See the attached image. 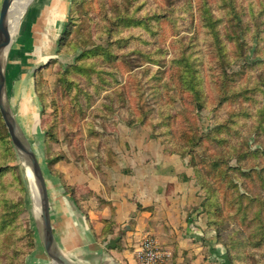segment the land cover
Segmentation results:
<instances>
[{
    "label": "rangeland",
    "instance_id": "rangeland-1",
    "mask_svg": "<svg viewBox=\"0 0 264 264\" xmlns=\"http://www.w3.org/2000/svg\"><path fill=\"white\" fill-rule=\"evenodd\" d=\"M202 1L204 0H79L74 5L75 27L72 36L61 52H56L52 62L41 71L44 80L41 85L42 98L35 91L34 77L28 75L27 80L32 81L30 90L33 94L30 96H34L35 102L31 100L26 108L21 107V100L17 98L16 86L13 84L16 77L11 74L7 87L11 108L14 115L22 114L23 109L28 114L22 126L27 130L51 187V182H63V186L67 184L75 189L78 198L77 188L85 186L76 181H68L64 170H68L66 173L71 180H74L72 175L78 169L82 173L93 172L100 177L106 176L109 168L119 164V159L121 165L125 164L124 160L131 164V158L125 157L127 154L121 156L119 150L142 148L143 135L146 133L151 137V127L158 128L154 117H151L148 125L136 123L129 126L126 123L125 120L133 116L132 112L136 116L141 115L139 107L135 105L136 99L132 90L126 89L127 93L122 97L117 94L119 84L110 74L113 64L110 56L83 58L81 56L84 52L97 47L107 49L111 42L117 52L128 53L124 56L127 59L129 57L132 65H140V61L144 60L140 53L157 54L160 46L167 47L169 54L183 47L187 50L191 37L199 30V25L207 26L211 19H216L213 26L209 25L213 30L215 27L216 35L206 36L213 45L207 44L205 48L216 52L220 44L224 45L231 63H223L222 70L226 74L225 80L220 84L208 73L207 105L199 107L197 114V126L205 139L195 148L194 154L188 156L189 161L192 158L197 161L205 160L208 156V161H205L209 163L213 154L224 162L229 161L231 166H238L239 159L240 167L245 170L264 166V0H207V7ZM29 4L19 16V23ZM232 4L235 8H232ZM200 5L202 9L199 8ZM71 7L73 8L72 5ZM203 8H209L210 19L205 18L208 11L205 9L206 13ZM231 11L242 18L241 24L237 18L234 19V13L228 15ZM12 15L11 13L10 16ZM140 21L142 26L135 27V22ZM148 25L150 29L146 32ZM18 31L19 28L13 31L12 42L15 41ZM137 35L143 36L150 44L140 42ZM164 38L167 45L164 44ZM179 38L183 39V46H170ZM128 41L127 49L124 50L123 46ZM241 43L246 44L245 52L250 58L248 62L239 56ZM81 58L84 66L79 70L76 67ZM146 66L152 67V73L159 69L148 64L143 68ZM67 70L70 72L66 80L77 82L78 86L74 85L69 89L65 87L62 74ZM139 70L136 75L143 71ZM127 76L125 74L119 78V83H125ZM135 82L131 80V83ZM145 82V79L140 82V87H144V99L149 106H153L155 97H152V93H145ZM133 101L131 105L130 102ZM133 105L134 107L128 109ZM182 111L181 102L175 100L173 107L171 106L172 114H181ZM35 113L37 118L34 120ZM235 114H240L241 117L248 114L251 118H242L240 126H234L232 130L230 125ZM155 115H158L157 112ZM184 116L185 120L180 117L176 123L177 132L186 129L188 125H194L196 121L187 114ZM18 119L20 121L22 116ZM249 119L250 123L247 122ZM225 126L229 127L228 132L231 135L226 134ZM44 128L51 135L47 141ZM7 134L9 135L6 125H0V138H6ZM123 135L128 137L124 140L121 138ZM133 136L137 137V142L130 141ZM237 140L243 141V144H234L236 155L229 157L233 153L227 145L229 142L237 143ZM7 143L2 145L0 142V169L6 168L0 179V211L3 200L9 199L20 203L21 214L10 232L0 233V264H32L33 259L34 264H42L35 259H49L40 236L38 204L26 168L13 142L12 149H9L10 143ZM211 180L214 187L221 189L220 178ZM244 182L249 184L248 179H244ZM84 190L87 194L85 197H90L89 189ZM231 212L232 216L226 218L224 226L227 229L225 239L230 240L234 248L235 264H264V248H261L264 239H253L255 235L252 224L245 226L239 221L240 212ZM226 256L228 261L227 251Z\"/></svg>",
    "mask_w": 264,
    "mask_h": 264
},
{
    "label": "crops",
    "instance_id": "crops-1",
    "mask_svg": "<svg viewBox=\"0 0 264 264\" xmlns=\"http://www.w3.org/2000/svg\"><path fill=\"white\" fill-rule=\"evenodd\" d=\"M71 4L72 0H31L18 25L10 52L7 86L13 73L16 77L13 84L23 108L31 100L35 102L34 96H30L32 81L26 77L33 78L36 68L56 56ZM9 102L12 105L10 97ZM15 117L29 139L22 126L28 114L23 109ZM36 118L35 113L33 119ZM126 136L121 138L125 140ZM143 137L142 148L118 151L121 156L127 154L125 157L131 158V164L124 160L121 165L119 159V164L109 168L106 176L78 169L71 180L68 170H64L68 181L85 186L77 188V196L89 222L63 182H51V187L47 180L53 228L62 250L78 264H106L111 260L139 264L136 251L144 237L152 235L172 252L166 264H228L226 250L203 212L204 194L189 166V157L169 154L148 134ZM136 140V136L130 139ZM86 188L90 192L88 198ZM105 220L114 222V227L113 233L102 242L99 237ZM35 260L50 264L42 257Z\"/></svg>",
    "mask_w": 264,
    "mask_h": 264
},
{
    "label": "trees",
    "instance_id": "trees-1",
    "mask_svg": "<svg viewBox=\"0 0 264 264\" xmlns=\"http://www.w3.org/2000/svg\"><path fill=\"white\" fill-rule=\"evenodd\" d=\"M78 2L79 0H72L71 5L73 8H70L65 28L58 40L57 53L61 52L66 42L72 36L75 27V22L73 20L74 5ZM202 4L207 7V0L202 1ZM199 8L202 9V5H200ZM232 8H235L234 4H232ZM203 9L205 10L206 8ZM206 10L208 11V16L205 18L210 19L211 13H209V8ZM231 13L235 14L234 19L237 18L238 22L241 24L242 18L232 11L228 12V15ZM260 14L261 12L258 13V15ZM213 21H216V19H211L209 23L210 26H213ZM209 25H199V30L194 32L187 50H184L183 47L181 50L169 54L167 47L160 46L157 54H153L152 52L140 53L144 59L140 61V65H132L128 60L129 57L127 59V57L124 56L128 53H125V51L117 52V50H114V44L111 42L107 49L97 47L96 49L84 52L81 56L83 58L99 55L110 56L111 62H113L110 74L113 75L114 80L119 84L117 86V88L119 87L117 94L122 97L127 93L126 89H131L136 99L135 105L139 107L138 109L141 112L140 116H136L135 113L131 111L133 116L125 120L126 123L129 126H133L136 123L148 125L147 123L152 119L151 117H154V120H157L158 128L151 127V138L164 146L167 153L177 154L183 158L193 155L195 148L205 139V137L200 134L197 126V122L199 121L197 114L199 107L207 105L206 95L209 86L208 73L213 79L216 78L217 81H219L217 84H220L225 80L226 74V72L222 70L224 66L223 63H231V61L228 60L226 47L224 45L220 44L216 52L205 48V45L212 44V41L210 40L209 42L206 36L211 34L216 35L215 27H213V30ZM134 26L141 27L142 21L135 22ZM149 26L150 25L147 26L146 32L149 31ZM109 35L113 36L112 33H109ZM174 36L176 37V35ZM136 38L143 44H150V42L145 40L141 35H137ZM123 42H125V40H123ZM164 42V44H166V38H164ZM128 43L129 41L124 44V50L127 49ZM178 45L183 46V39H176L170 44L173 48ZM245 46V43L240 44L241 50L239 56L244 59L243 61L248 62L250 58L245 52ZM79 60L80 62L76 69L80 70L83 69L84 64L82 63V58ZM51 62L52 59L41 66L34 74L35 91L40 98H42L41 85L44 82L41 71ZM147 64L150 66H157L159 69L152 73V67L146 66L143 68ZM139 69L143 71L136 75L135 73H139L137 72L140 71ZM69 72L70 70H67L62 74L63 84L67 89L74 85H79L77 82L74 83L73 81L69 82L66 80L68 79ZM125 74L128 75L127 80L125 83H119L118 79ZM132 79L136 81L135 84L131 83ZM144 79L147 84L145 86V93H152V97H155L153 106H149V103L144 99V87H140V82H143ZM150 82H153V84ZM221 88L223 92H225L224 87L222 86ZM177 99L181 102L183 111L181 114L173 115L171 106L173 107V103ZM130 103L132 105L134 101ZM131 107H134V105L130 106L128 109H131ZM154 112H157L158 115H155ZM184 114H187L191 119L193 118L196 121L194 125L185 127L187 130L183 129L177 132L176 123L180 117L185 120ZM246 116L251 118L248 114H244L242 117L240 114H235L230 128L233 130L234 126H240V120ZM3 121L0 112V125L5 127ZM247 122L250 123V119ZM224 128L226 129V134H229V127L225 126ZM43 130L45 131V138L47 141L51 135L48 134L49 131L46 130V128ZM7 137L0 138V142L2 145H5L7 142L10 143L9 149H12L10 134H7ZM180 144L184 146H180ZM234 144L241 145L243 141L237 140V143H228L227 147L233 153L229 155V157L236 155L237 150ZM240 155L241 154H239V157H241ZM14 158L16 159L15 156ZM205 160L208 161V156ZM205 160L197 161L195 158H192V160L189 161V166L192 168L197 183L204 194L202 206L203 212L207 216L208 225L215 231L218 242L225 245V248H227L226 251L229 256L228 264H235L233 245L230 240L228 241L225 239V233L227 232L224 226L225 220L232 216L231 211L236 210L240 212L239 215H241L239 221H242L245 226L250 223L252 224L253 234L255 235L253 239H264V166L252 167L245 170L242 166L240 167L241 164L239 163H241V161L239 159L237 160L238 166H231L229 161L224 162V160L216 158L213 154H211L209 158V163ZM5 170L6 168L0 169V179ZM213 178H220L221 189L213 186V180H211ZM244 179H248L249 184H246ZM64 187L71 198L75 200L80 209L84 212L89 222L88 213L84 211V207L76 197L75 189L67 184H64ZM1 206L0 233H7L10 232L19 221L21 205L18 202L4 199ZM249 212H251L250 216ZM104 224L105 228L103 229L101 237H99V240L102 242L108 238V235L113 233L114 227V222L111 220H105ZM261 248H264V244Z\"/></svg>",
    "mask_w": 264,
    "mask_h": 264
},
{
    "label": "water",
    "instance_id": "water-1",
    "mask_svg": "<svg viewBox=\"0 0 264 264\" xmlns=\"http://www.w3.org/2000/svg\"><path fill=\"white\" fill-rule=\"evenodd\" d=\"M15 1L17 0H2L0 5V112L13 145L26 168L34 198H37L40 236L50 264H78L67 256L57 241L53 228L48 184L43 167L9 102L7 78L13 39L10 12ZM106 264L121 263L111 260Z\"/></svg>",
    "mask_w": 264,
    "mask_h": 264
},
{
    "label": "built area",
    "instance_id": "built-area-1",
    "mask_svg": "<svg viewBox=\"0 0 264 264\" xmlns=\"http://www.w3.org/2000/svg\"><path fill=\"white\" fill-rule=\"evenodd\" d=\"M136 253L139 264H166L172 256L152 235L144 237Z\"/></svg>",
    "mask_w": 264,
    "mask_h": 264
},
{
    "label": "bare ground",
    "instance_id": "bare-ground-1",
    "mask_svg": "<svg viewBox=\"0 0 264 264\" xmlns=\"http://www.w3.org/2000/svg\"><path fill=\"white\" fill-rule=\"evenodd\" d=\"M30 2L31 0H17L13 4V7L11 8V12H10V15L11 13L13 14L12 16H10V27H11L12 35H13V31H15L16 28H18L19 19H21V17L19 16L22 15L23 10L25 9V6ZM13 25H15L14 26L15 29H13ZM35 199L37 201V198Z\"/></svg>",
    "mask_w": 264,
    "mask_h": 264
}]
</instances>
